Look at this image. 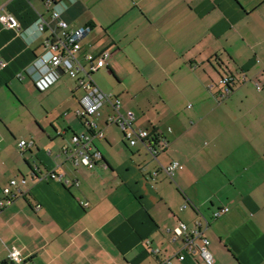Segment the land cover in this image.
<instances>
[{"label":"crops","instance_id":"crops-1","mask_svg":"<svg viewBox=\"0 0 264 264\" xmlns=\"http://www.w3.org/2000/svg\"><path fill=\"white\" fill-rule=\"evenodd\" d=\"M50 9L90 26L83 52L111 53L92 79L156 138L129 145L106 104L92 142L103 160L91 170L69 159L84 91L66 72L37 86ZM0 13L18 22L0 21V199L12 179L21 189L0 207V264H206L173 239L181 222L200 223L214 264H264V0H0ZM172 161L182 168L169 175Z\"/></svg>","mask_w":264,"mask_h":264},{"label":"built area","instance_id":"built-area-1","mask_svg":"<svg viewBox=\"0 0 264 264\" xmlns=\"http://www.w3.org/2000/svg\"><path fill=\"white\" fill-rule=\"evenodd\" d=\"M0 21L6 27L15 28L18 26V22L12 14L0 13ZM45 26L54 27V39L46 43L49 49V56L42 66V77L36 82L37 86L39 89L45 90L58 80L61 72H66L71 79L75 80L74 87L84 91V96L80 100L82 108L77 111V115L84 121L85 129L75 132L71 138V145L65 147L69 159L76 165H83L91 170L95 169L98 163L103 160L101 151L94 148L92 142L94 138L103 137V134L95 128L97 126L96 120L101 116V109L106 104L115 110L114 115L107 117L106 123L118 125L129 145L134 146L139 140L150 141L153 139L155 136H152L148 130L135 129L132 113H129V117H125L119 111V99L112 93L103 92L92 79V73L108 65L111 53L107 50L98 54L83 52L81 41L89 33L90 26H71L56 9L48 10V15L43 16L41 29ZM220 83L224 86L223 95H228L232 92L234 86L233 77H222ZM154 141H151L149 148L156 155L159 152V148L155 145V142L159 141V139ZM31 145L32 143L26 140H22L19 143L20 148H27ZM180 168H182V164L179 161H172L163 167L169 175H173ZM43 178L57 179L65 184L70 182L69 179L63 178L62 175H58L55 172H49ZM22 181L25 182V179ZM3 193L4 197L0 199L1 208L13 203L15 198L21 194L19 181L12 179L9 185L4 187ZM183 208L185 206L181 209ZM227 211L228 208H222L216 211L214 216L218 218ZM199 225L200 223L196 227L190 228L186 223L181 222L173 230V239H182L184 249L188 253L194 254L198 252L206 264H214L215 259L209 248L210 241L204 236L203 231L199 229ZM9 257L15 263L22 262L20 252L17 249H13ZM178 258L184 260L185 255L180 254ZM166 262L170 264L171 259L168 258Z\"/></svg>","mask_w":264,"mask_h":264},{"label":"rangeland","instance_id":"rangeland-1","mask_svg":"<svg viewBox=\"0 0 264 264\" xmlns=\"http://www.w3.org/2000/svg\"><path fill=\"white\" fill-rule=\"evenodd\" d=\"M98 75H100V74H97V77H98ZM69 94H70V92H69L67 86L64 83H60L58 85V92L53 99L57 98V99H60V101H61L63 98L67 97ZM143 103H146V102L144 101ZM74 104L77 105V102L74 101Z\"/></svg>","mask_w":264,"mask_h":264}]
</instances>
